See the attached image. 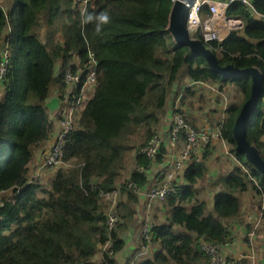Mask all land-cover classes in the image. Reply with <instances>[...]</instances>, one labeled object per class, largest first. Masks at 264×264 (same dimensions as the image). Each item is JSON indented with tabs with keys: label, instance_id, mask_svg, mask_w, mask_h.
<instances>
[{
	"label": "trees",
	"instance_id": "1",
	"mask_svg": "<svg viewBox=\"0 0 264 264\" xmlns=\"http://www.w3.org/2000/svg\"><path fill=\"white\" fill-rule=\"evenodd\" d=\"M172 2L87 0L81 13L73 0H12L7 12L0 9V43L6 41L10 49L0 98V190L13 195L0 204V264H90L108 239L114 254L122 248L117 232L106 233L101 194L121 181L136 136L143 132L145 143L153 134L157 112L181 75L194 82L228 83L243 93L244 100L249 97V75L224 78L202 56L176 45L167 31ZM252 4L264 15V0ZM207 13L203 6L201 16ZM102 14L108 16L107 23L99 20ZM89 15L91 21L86 20ZM226 16L240 20L242 29H231L221 42L210 44L218 64L256 68L264 80V20L238 1L228 6ZM59 34L61 41L56 39ZM88 49L98 62L97 80L80 127L65 139L64 160L74 163L69 170L59 169L49 188H42L36 181L28 182L27 171L32 147L50 132L45 103L52 86L63 87V72L55 73L56 61L67 67L75 57L82 64ZM239 110L228 108L222 137L240 166L213 182L221 189L214 195L212 210L194 187L206 167L192 162L183 172L184 184L163 201L165 222L152 226L158 248L139 264H203L207 255L200 243L222 245L230 240L223 219L239 215L240 195L250 189L264 198V176L235 147L232 128ZM246 140L264 160V83L246 122ZM135 161L144 169L150 163L141 154H135ZM130 180L142 187L146 175L134 169ZM126 194L135 200L132 190ZM103 257L113 264L112 257Z\"/></svg>",
	"mask_w": 264,
	"mask_h": 264
},
{
	"label": "built area",
	"instance_id": "2",
	"mask_svg": "<svg viewBox=\"0 0 264 264\" xmlns=\"http://www.w3.org/2000/svg\"><path fill=\"white\" fill-rule=\"evenodd\" d=\"M174 1V0H172ZM186 6V24L189 34L197 33L205 46L211 48L212 42H221L222 36L219 32V24H226L229 29H239L242 26L240 20L230 19L226 16L228 6L238 1L256 18L264 20V15L257 13L253 7L252 0H183ZM77 10L84 12L87 0H73ZM203 6L207 7V14L202 18L200 11ZM227 36V35H226ZM225 36V37H226ZM73 63H70L62 72V88L52 94V97L58 98L57 107L50 111V116L54 121H50V131L52 129V143L47 151L40 157V167L46 170L59 168L65 163L64 144L68 134L77 129L76 127V108L83 105L85 89L87 87L95 88L97 80V59L93 51L88 49L86 62L80 63L75 57ZM10 69V49L6 41L0 43V86L3 87ZM179 98V97H178ZM81 117V116H80ZM215 140L226 143L222 137V123L213 130H197L181 112L175 110L172 116V125L169 130L168 150L169 161L163 169L159 170L153 184L143 192L145 206L152 208L155 202L163 203L165 197L169 194H176L178 190V178L183 174L185 168L192 162H200L201 150L213 144ZM162 146L161 135L153 134L143 146L135 149L136 154L146 157L149 162L155 160L160 153ZM69 163L70 161H66ZM135 170L145 172L146 169L136 167ZM35 182L36 179H29L28 182ZM142 187H138L130 180V174L122 184H117L113 190L102 193L100 205L105 217L106 233L109 236L112 232H117V227L121 224L122 218L119 213L118 199L126 190H132L139 194ZM7 191L0 190V204L4 199H11L12 196H6ZM101 201H104L102 203ZM259 214L262 216L264 211V198H261L259 204ZM260 218L254 219L252 227L258 228ZM152 224L146 222L142 226V242L144 245L151 243ZM254 231L249 233V248L254 249L253 240ZM228 242L220 245L202 241L201 249L206 253L207 260L203 264H235V260L227 259L222 255V248ZM111 240L108 239L101 246V264L105 262L103 254L113 257L114 253L109 249ZM147 248V246H142ZM131 264H134L131 262Z\"/></svg>",
	"mask_w": 264,
	"mask_h": 264
},
{
	"label": "crops",
	"instance_id": "3",
	"mask_svg": "<svg viewBox=\"0 0 264 264\" xmlns=\"http://www.w3.org/2000/svg\"><path fill=\"white\" fill-rule=\"evenodd\" d=\"M12 0H0V9H2L4 12H7L9 8L11 7ZM206 15H202V18H205ZM256 18V17H255ZM258 19V18H256ZM260 20V19H259ZM241 22V21H240ZM242 24V23H241ZM239 29H242V26L239 27V24H237ZM230 29L226 24H220L219 25V32L221 33L222 38H224L228 33ZM57 40L61 41V35H57ZM219 55V54H217ZM60 69V72L66 69L65 66L62 65V60H57L55 65V70ZM58 74V73H57ZM182 82H184L182 84ZM181 84L184 85V88L190 87V90L192 92V98L191 101L195 100L199 96V89L204 88L207 92L208 98H210V104L209 106L204 109L207 112H203V110H196L191 109L189 112L194 118H200L201 119V126H203L204 129H207L208 126V120H211L218 115V113H213L214 111L210 112L208 109L218 110L222 109L221 111H225L226 106H236L238 107L242 100H238L237 96L233 98L232 101L229 102L228 98L225 99V103L221 102L219 99L217 101L214 100V96H216L215 91L213 90V87H216L220 90H226L228 93H230V100L232 99L234 92V85L231 84H224L222 85L218 81H212L208 80L205 82L197 81L194 82L191 79H189L185 75H181L179 82L175 83L172 86L171 91L169 92L165 107L167 108V114L166 118L168 121L164 120V122L160 123V130H161V139H162V146L160 149V153L157 156V158L149 163L148 168H146L144 174L146 175V183L142 186L141 192L139 194H136L135 200H129L126 193H123L120 195L118 199V207H119V213L122 218V222L118 228L117 235L119 238L123 241L122 248L114 254L112 257L113 264H131L133 262L134 264H139L141 261H144L146 259H150L153 257L154 252L158 248V245L151 241V243L144 245L142 242V226L146 222H150L152 226L159 225L165 222V211L163 203H157L155 202L152 206V208L147 209L145 206V200L143 192L154 182L156 173L166 167L169 158H168V150H170V146L168 143V139H166L168 136L166 133V136L163 134L165 131V128L168 127V123L170 120V113L171 111L169 108L173 105V102L179 97L182 96L181 91ZM95 88L87 87L85 89L84 98H83V105L78 106L76 108V127L77 129L80 127L79 120L82 113V110L87 103V101L91 98L93 95ZM212 90V92H210ZM58 89L54 88L53 93L57 92ZM4 89L0 86V98L4 95ZM52 94L50 99L52 98ZM49 99V100H50ZM217 102V103H216ZM172 103V104H171ZM183 105V103H182ZM224 113V112H223ZM225 114V113H224ZM226 118L229 116V113L226 112ZM49 121H54L53 118L50 116V110H49ZM223 122V121H222ZM53 135H52V129L49 132L47 138L44 140H41L36 145H34L31 149L32 158L31 161L28 164V171H27V179H36V182H38L40 185H42V188H49L51 180L55 177L58 169L54 168L51 170H46L40 167V157L41 155L47 151L52 143ZM228 144V143H227ZM226 143H222L218 140H215L213 144L209 145L210 149L222 147V149H225L227 147ZM229 145V144H228ZM208 147V146H206ZM221 149V150H222ZM204 151V149L201 150V153ZM209 154L207 160L204 161V165L206 167V184L211 185L209 188L201 190V192H204V196L199 194V198L205 200L206 202V208L208 211L212 210L213 206V198L217 191H219L221 188L218 186H213V182L217 180V178L221 175L229 173L233 168L240 166L239 161L236 159V157L231 153V157L228 158L226 156H229V154L223 156L222 153L219 151H212L210 152L207 150ZM200 153V156H201ZM73 161V160H71ZM70 162L62 167V169H67L70 167ZM72 167V166H71ZM129 176V175H128ZM50 179V180H49ZM185 182L183 178V174L178 178V185H183ZM196 187V184L194 185ZM6 196H12L11 191H7ZM41 196V195H40ZM240 212L239 215L235 218H229V219H223L224 225H226L228 231H229V241L228 243L222 248V255L230 260H235L237 264H264V216L260 215L257 209L259 210L258 206V197L253 192V190H247L243 192L240 197ZM260 218L258 228L252 227L251 222L254 219ZM251 230L254 231L253 240L255 243V248L250 249L249 248V233ZM142 246H147V248H142ZM101 257V246L97 249L95 252L93 258L90 260V264H101L100 261Z\"/></svg>",
	"mask_w": 264,
	"mask_h": 264
},
{
	"label": "water",
	"instance_id": "4",
	"mask_svg": "<svg viewBox=\"0 0 264 264\" xmlns=\"http://www.w3.org/2000/svg\"><path fill=\"white\" fill-rule=\"evenodd\" d=\"M167 31L172 36L176 45H185L193 55L202 56L210 69L224 78L235 77L239 74H247L250 76V95L240 107L233 124L232 134L236 150L243 153L247 162L253 165L255 169L264 176V160L260 156L255 145L250 144L246 140V122L254 104L260 97L264 83L259 71L253 67L237 68L230 64L220 66L211 49L205 46L199 37L195 38L189 34L186 24V6L183 0H174L172 2ZM57 104L58 98L52 97L45 103V106L52 111L57 107Z\"/></svg>",
	"mask_w": 264,
	"mask_h": 264
},
{
	"label": "rangeland",
	"instance_id": "5",
	"mask_svg": "<svg viewBox=\"0 0 264 264\" xmlns=\"http://www.w3.org/2000/svg\"><path fill=\"white\" fill-rule=\"evenodd\" d=\"M217 24H222V23H217ZM193 35V37H195V38H197L198 36H197V33H194V34H192ZM60 72V69H56L55 70V73L57 74V73H59ZM184 82H182V84H183ZM221 83V82H220ZM181 84V91H182V96L184 95V97L185 98H183V97H181V96H179V98H177L174 102H173V105L169 108V110L171 111V113H170V120H169V123H168V127L167 128H165V131L163 132V134L166 136V133H167V135L168 136H166L167 138L166 139H168L169 138V130H170V127H171V125H172V116H173V114H174V112H175V110H176V108L177 109H179V110H181V112L186 116V118H187V120L197 129V130H199V129H202V130H206V129H204L203 128V126H201L200 124H201V119L200 118H202V117H199V118H194L192 115H191V113L189 112V110H191L192 108L193 109H196V110H203V112L205 113V112H207L206 110L204 111V109H206L208 106H209V104L211 103L210 102V98H208V96H207V92H206V90L204 89V88H200L198 91H199V94L197 93V95L199 96L198 98H196L195 100H193V101H191V98H192V92H191V90H190V87H188V88H184V85H182ZM222 85H224V84H226V83H221ZM54 88H56V86L55 85H53L52 86V89H51V91H53V89ZM187 89H188V91H187ZM213 90H216L215 91V94H216V96H214L213 98H214V100L215 101H217L218 99L221 101V102H223V104L225 103V99L226 98H228V100H229V102L230 101H232L233 100V98L234 97H236L237 96V99L238 100H242L241 101V103H240V105L238 106V107H241V105H242V103L245 101L244 100V95H243V93L238 89V88H236V87H234V94H233V96H232V99L230 100V93H228L225 89L224 90H220V89H217L216 87H213ZM210 92H212V90L210 91ZM182 103H183V105H182ZM217 103V102H216ZM172 104V103H171ZM228 108H229V105H227L226 106V109H225V111H221L222 109H218V110H213V109H208V111H210V112H212V111H214L213 113H218V115H216V117L215 118H213L212 119V121L211 120H208V128H207V130H213V129H215V127H217L218 125H221V123H222V121H224L225 119H226V112H228L227 110H228ZM225 114H224V113ZM166 114H167V108L166 107H164L162 110H160V111H158L157 112V123L152 127V130L154 131L153 132V134H159L160 135V133H161V130H160V128H159V126H160V123L161 122H164V120H166V121H168L167 120V118L165 117L166 116ZM152 134V135H153ZM151 135V136H152ZM144 136V133L143 132H140L137 136H136V142L134 143L135 144V146L133 147V149L130 151V156H131V158H130V162H129V165L127 166V168H126V170L124 171V173H123V176L121 177V181L119 182L120 184H122L125 180H126V178L128 177V175L130 174V172L132 171V170H134L136 167H137V164H136V161H135V154H136V146L138 147V145H140V146H143L144 144H146V142L150 139H148L145 143L143 142L142 143V140H141V138ZM150 136V137H151ZM231 146L230 145H228L227 144V147L225 148V149H222V147H217V148H213V149H210L209 148V146L208 147H206V148H204V151L201 153V156H200V159H201V161L200 162H203L204 163V161L205 160H207V158H208V156H209V154L210 153H208L207 152V150L210 152V150H212V151H214V152H216V151H219L220 150V152L222 153V155L223 156H225V155H227V154H229V156H226V157H228V158H230L232 155H231V153L229 152L230 150H231ZM222 149V150H221ZM154 160H151L150 162H153ZM74 163V161H70V164H71V166H72V164ZM66 164H68L66 161H65V163L62 165V166H60L59 168H57L58 170L59 169H62V167L64 166V165H66ZM71 166L70 167H68L67 169H62V170H69L70 168H71ZM207 177H206V175L204 176V178H202V179H200L197 183H196V187L195 188H197V190L199 191V193H198V196H199V194H200V192H201V190H204V189H207V188H209L211 185H209V184H206L205 182H206V179ZM50 180V179H49ZM201 194L204 196V192H201ZM258 197V206H259V204H260V202H261V197L260 196H257ZM102 203H104V201H101ZM120 226V225H119ZM119 226L117 227V229H116V231H118V228H119ZM120 229V228H119ZM235 264H237V262H235Z\"/></svg>",
	"mask_w": 264,
	"mask_h": 264
},
{
	"label": "clouds",
	"instance_id": "6",
	"mask_svg": "<svg viewBox=\"0 0 264 264\" xmlns=\"http://www.w3.org/2000/svg\"><path fill=\"white\" fill-rule=\"evenodd\" d=\"M86 20L88 21H91L92 20V16L89 15L86 17ZM99 20L102 22V23H107L108 22V16L106 14H102L100 17H99ZM97 31H99V27H97Z\"/></svg>",
	"mask_w": 264,
	"mask_h": 264
}]
</instances>
